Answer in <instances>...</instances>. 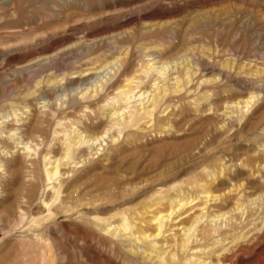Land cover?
Here are the masks:
<instances>
[{
    "label": "rangeland",
    "instance_id": "rangeland-1",
    "mask_svg": "<svg viewBox=\"0 0 264 264\" xmlns=\"http://www.w3.org/2000/svg\"><path fill=\"white\" fill-rule=\"evenodd\" d=\"M0 49V115H6L0 119V143L6 151L13 146L10 154L0 152V264H159L157 255L177 264L170 263L174 253L180 263L214 264L227 248L233 253L230 264H264V93L249 111L241 108L244 103L235 104L257 91L256 77L264 80V0H0ZM119 57L132 69L119 86L134 76V86L143 80L135 92L152 90L144 102L158 92L150 86L155 79L165 87L162 79L170 78L173 87L171 78L178 75L186 83L191 77L195 82L187 89H197L183 100L171 88L173 100L158 113L164 128L146 119L133 135L126 131L114 141L106 135V141L85 143L72 160H62L61 171L73 172L47 181L46 170L65 153L68 132L87 126L90 133L100 132L111 123L108 114L117 101L110 98L118 100L122 88L101 86L95 100L83 101L119 75V63L107 65ZM150 59L169 61L163 78L154 68L144 73ZM42 94L56 101V111ZM71 96L80 104L71 107L66 102ZM29 116H38L42 133H35L39 143L26 158L9 128L29 124ZM37 159L42 161L34 175L20 167L25 161L32 170ZM180 198L188 204L175 207L156 236V217L168 215L175 205L171 200ZM79 201L90 202L96 213L84 207L67 212ZM96 214L106 221L93 222ZM202 214L190 244L194 249L181 248L182 226ZM125 218L150 238L129 230L113 233ZM141 252L152 253V262Z\"/></svg>",
    "mask_w": 264,
    "mask_h": 264
},
{
    "label": "bare ground",
    "instance_id": "bare-ground-1",
    "mask_svg": "<svg viewBox=\"0 0 264 264\" xmlns=\"http://www.w3.org/2000/svg\"><path fill=\"white\" fill-rule=\"evenodd\" d=\"M190 30V29H189ZM187 31V30H186ZM190 32V31H189ZM196 32V31H195ZM201 34V33H200ZM17 35H19V34H17ZM27 35V34H26ZM132 35V34H131ZM134 35V34H133ZM153 36V35H152ZM21 37V36H20ZM38 37V36H37ZM138 37V36H137ZM127 40V39H126ZM125 40V41H126ZM130 40H131V38H130ZM34 41V40H33ZM32 41V42H33ZM128 41V40H127ZM45 42V41H44ZM127 43V42H126ZM130 43V42H129ZM133 43H134V41H133ZM146 43V42H145ZM36 43H34V45H35ZM40 44V43H39ZM27 46L28 47H31V46H29L28 44H27ZM33 46V45H32ZM95 46V45H94ZM20 47H21V45H20ZM36 47V46H35ZM84 47V46H83ZM85 48V47H84ZM1 50V49H0ZM81 50V49H80ZM79 50V51H80ZM11 51H13V50H11ZM83 51V50H82ZM81 51V52H82ZM2 53H3V51H1ZM5 52V51H4ZM1 53V54H2ZM154 55V54H153ZM156 56V55H155ZM184 56V55H183ZM154 58V57H153ZM158 58V57H157ZM159 58H161V57H159ZM130 59V58H129ZM155 59H150L149 61H148V63L146 64L147 65V67H146V69L144 68L143 69V71H144V73L147 75L148 73H149V71L150 70H153V68L154 69H157L158 70V74H159V78L158 79H160V78H163V75H164V70L167 68L166 66H167V64H169V61H167V62H165V61H163L162 63H160L161 61V59H158V61H154ZM23 61V60H22ZM131 61V60H130ZM120 64V66L119 67H116V69H117V72L119 73V75L118 74H115L114 73V75L111 77V78H109V79H107L106 81H105V83H103V84H101V85H99L98 87H96V89L95 90H91V91H93V93L94 92H96V93H94L95 95H91V96H86L88 93L87 92H85L84 93V95L86 96V97H88V98H86V100L85 101H83L84 103H89V102H91L92 100H95L94 98H96L97 96H98V94L97 93H99V87H109L111 84V86H112V88H114L113 86H116V89L118 90L119 88H122V86H119V85H121V82H123V80L121 79L122 77H125V76H128L129 74H131L132 73V69H131V73H130V71H129V61L127 60V58H125V57H123V58H117V59H115V60H113V61H111L109 64H107V63H105V64H107V65H113V66H115V65H117V64ZM157 63H160V65L158 64V66L156 67L155 66V64H157ZM44 64V63H43ZM102 64V63H101ZM100 64V65H101ZM104 64V66H103V64L101 65L102 67H104V68H106L107 67V65H105ZM247 64H249V63H247ZM92 67V66H91ZM97 68H95L96 70L98 69V66H96ZM111 67V66H110ZM133 67V66H132ZM191 67V66H190ZM169 68V67H168ZM90 69V68H89ZM222 69V68H221ZM94 70V68H92V71ZM95 70V71H96ZM198 70V69H197ZM200 70V69H199ZM231 70V69H230ZM86 71L87 72H89L88 71V69H86ZM135 71V70H134ZM229 71V70H228ZM82 71H80V73H81ZM85 72V71H84ZM99 72L101 73V71L99 70ZM188 72H190V73H192L193 74V70H191V69H189L188 68ZM83 73V72H82ZM103 73V72H102ZM196 73V72H195ZM204 73V72H203ZM255 73V72H254ZM56 74V73H55ZM89 74V73H88ZM96 74V73H95ZM157 74V73H156ZM202 74V73H201ZM256 74V73H255ZM83 77H85V73H83ZM151 75V74H150ZM132 76H134V75H132ZM169 76V75H168ZM253 76H254V74H253ZM76 77H77V75H76ZM75 77V78H76ZM89 77V76H88ZM135 77V76H134ZM134 77H132V78H127L126 80H125V82L127 81V83L125 84V85H123V88H122V90L121 89H119V91L120 92H118L117 90H115L116 92H118L119 93V95H120V97H117V99L118 100H116L115 98H110L111 99V101H112V99L116 102V104L115 103H113L114 105H113V107H112V109H111V111L109 112V117H110V119L111 120H109V121H111V123L109 124V126H107L106 128H104L103 130H101L100 132L98 131V132H96L95 131V133H90L88 130H86V128L87 127H89V126H85L86 128L82 131V132H75V131H73V132H68L67 133V135H66V139H65V143H66V149H65V153L62 155V156H60V157H55V159H54V161L51 163L52 164V166L51 167H49L47 170H46V176H47V181H51V180H59V178L61 177V176H63V175H65L66 173H70L71 171L73 172V169H69V170H65V171H61V166H62V160L63 161H66V160H69V159H71L72 160V158L75 156V154L77 153V152H82L84 149H82L81 147V145H83V147H84V144L85 143H89L90 144V142H92V144H94L95 142H97V141H100V140H102V141H106V139H105V136L107 135L109 138H112L111 140L112 141H114V140H116V139H118V137H119V135L120 134H122V133H124V132H126V131H128V132H130V133H128V132H126V133H128V135L129 134H131V135H133V133H132V130H133V128H135V127H137L138 125H139V122L141 121V120H148L147 121V123L148 122H150V121H152V123H154V124H156V125H158V126H161V127H163L164 128V125L166 124V123H164V124H161V121H160V119H159V110L163 107V106H165V104L167 105V103L169 104V102L168 101H172L173 99V97H171V92H175V94H177V96L178 95H180V97L184 100V99H188L189 97H190V92H193L192 90L194 89H192L191 90V83L192 82H195V81H193V78H189L188 80H185V82L186 83H182V79L181 78H183V77H181L180 78V76H176V77H174V78H171V79H174L175 80V82H174V86L173 87H170V85H168V83H169V81H170V78L168 79V78H164V79H162V80H164L165 81V83L166 82H168L167 83V85L165 86V87H163V85H161V86H159V82L157 83L156 82V79H155V81H154V83H152V85H150L151 86V89H152V87L154 88V89H156V90H158V92H153L154 94H150V97H149V99H148V102H150L149 104H148V102H144L145 101V98L147 97H145V94H148L150 91H152V90H150V91H148V89L147 90H145L144 91V89L143 90H141L140 89V93L138 94V91L137 92H135V90H136V88H139L140 87V84H142L143 82V80H139V82L137 83V85L136 86H134V83L133 82H135V81H133V79H134ZM139 77V76H138ZM144 77V76H143ZM148 77V76H147ZM166 77V76H165ZM204 77V76H203ZM68 78H69V76H68ZM81 78V77H80ZM142 78V77H141ZM145 78V77H144ZM196 78V77H195ZM194 78V79H195ZM220 78V77H219ZM251 78V77H250ZM65 79V78H64ZM79 79V78H78ZM152 79V78H151ZM48 80H50V79H48ZM63 80V79H62ZM62 80H60V81H62ZM75 81V83H76V79H74ZM122 80V81H121ZM137 80V79H136ZM219 80V79H218ZM223 80V78L221 79V81ZM83 81V80H82ZM145 81V80H144ZM264 81V80H263ZM261 79H258L257 77L255 78V80H253V82H254V84H256L255 86H256V90L257 91H254V92H252V94H250V96H248L246 99L244 98V100H241V101H238L237 103H235L236 104V106H238L240 103H244L245 105L244 106H241V108L243 107H247L248 108V111H249V105L252 103V101H253V99H254V102H255V98H258L259 99V96H260V94H263L264 93V82H263ZM48 82H50V81H48ZM65 82H66V79H65ZM68 82V81H67ZM73 82V83H74ZM78 82V81H77ZM74 83V84H75ZM86 83V82H85ZM200 83V82H199ZM204 83H206V81L204 82ZM214 83V82H213ZM50 84V83H49ZM59 84V83H58ZM91 84H93V82H91ZM108 84H109V86H108ZM150 84V83H149ZM182 84H184V85H182ZM190 84V85H189ZM202 84V83H201ZM208 84V83H207ZM65 85H67L66 83H65ZM73 85V84H72ZM76 85V84H75ZM79 85H81V83L79 84ZM78 85V86H79ZM86 85V84H85ZM190 86L189 87V89H187L188 87L187 86ZM218 85H219V83H218ZM224 85V84H223ZM74 86V85H73ZM72 86V87H73ZM92 86V85H91ZM96 86V85H95ZM110 86V87H111ZM197 86V85H196ZM202 86V85H201ZM215 86V85H214ZM221 86V85H220ZM219 86V87H220ZM254 86V85H253ZM57 87H61V86H57ZM63 87V86H62ZM71 87V86H70ZM69 87V88H70ZM71 87V88H72ZM77 87V86H76ZM82 87V86H81ZM93 87V86H92ZM142 87V86H141ZM149 87V86H148ZM194 87V86H193ZM36 88V87H35ZM75 88V87H74ZM171 88H174L175 90L173 91H171L170 93H169V91L171 90ZM181 88V89H180ZM207 88V87H206ZM217 88V87H216ZM221 88V87H220ZM105 89V88H104ZM146 89V88H145ZM149 89H150V87H149ZM153 89V90H154ZM195 89H197V88H195ZM194 89V90H195ZM202 89V88H201ZM204 89V88H203ZM202 89V90H203ZM22 90V89H21ZM52 90H53V88H52ZM52 90H50V92L52 91ZM55 90H56V88H55ZM54 90V91H55ZM63 90H66V88L65 89H63ZM102 90V89H101ZM100 90V91H101ZM106 90V89H105ZM107 90H109V89H107ZM212 90V89H211ZM45 91V90H44ZM59 91V90H58ZM61 91V90H60ZM142 91H144V92H142ZM155 91V90H154ZM260 92V93H257V92ZM53 92V91H52ZM50 93V94H53V93ZM69 92V91H68ZM81 92V91H80ZM101 92H103V91H101ZM100 92V94L102 95V93ZM18 93H20L19 91H18ZM21 93H23L22 91H21ZM20 93V94H21ZM42 93V92H41ZM67 93V92H66ZM92 93V94H93ZM105 93H106V91H105ZM108 93V92H107ZM110 93V92H109ZM151 93V92H150ZM179 93H181V94H179ZM24 94V93H23ZM28 94V93H27ZM117 94V93H116ZM115 94V95H116ZM43 95V94H42ZM59 95V94H58ZM61 95H62V93H61ZM112 95V94H111ZM111 95H109L108 94V96L110 97ZM152 95V96H151ZM43 96H46V98L44 97V99H47V94L46 95H43ZM55 96V94L53 95V97ZM76 96V95H75ZM106 97H107V95H105ZM117 96H118V94H117ZM145 98H144V97ZM149 96V95H148ZM263 96V95H262ZM52 97V98H53ZM104 97V96H103ZM102 97V98H103ZM114 97V96H113ZM171 97V98H170ZM49 98V97H48ZM63 98V97H62ZM84 98V97H83ZM105 98V97H104ZM137 98V99H136ZM208 98V97H207ZM64 99V98H63ZM79 99V98H78ZM76 97L74 98V97H72L71 96V98H70V100H69V102L68 101H66L69 105H71V107H72V105L73 104H80V101L78 100ZM81 99V98H80ZM107 99V98H106ZM109 99V100H110ZM200 99V98H199ZM209 99V98H208ZM257 99V100H258ZM262 99V98H261ZM39 100V99H38ZM48 100V99H47ZM61 100V99H60ZM141 101L140 102V104H135V105H133V106H131V103H133V102H137V101ZM62 102H64L63 100H61ZM180 101V100H179ZM200 101V100H199ZM259 101H260V99H259ZM262 101V100H261ZM56 101L53 99H50V100H48V106H50V107H48V108H50L51 110H55L56 108H55V103ZM82 102V101H81ZM99 102V101H98ZM195 102V101H194ZM198 102V101H197ZM59 103H61V102H58V104ZM120 104V107L119 108H117L116 107V105L117 104ZM122 103H124V105L122 104ZM234 103V102H233ZM57 104V105H58ZM95 104H97V103H95ZM94 104V105H95ZM122 104V105H121ZM229 104V103H228ZM234 104V105H235ZM61 105V104H60ZM63 105H65V104H63ZM62 105V107H64ZM109 105H111V104H109ZM233 105V104H232ZM231 105V106H232ZM253 105V104H252ZM45 106V105H44ZM96 106V105H95ZM101 106V105H100ZM170 106V105H169ZM235 106V107H236ZM26 107V106H25ZM47 107V106H46ZM66 107V106H65ZM78 107V106H77ZM81 107H84V106H81ZM80 107V108H81ZM90 108V106L89 105H86V108ZM103 107V106H102ZM133 107V109L132 110H130V108H132ZM167 107H168V105H167ZM166 107V108H167ZM176 107V106H175ZM204 107V106H203ZM230 107V106H229ZM232 107H234V106H232ZM57 108H58V110H59V106H57ZM69 107H67V109H68ZM79 108V107H78ZM78 108H77V110H78ZM242 108V109H243ZM65 109V108H64ZM85 109V108H84ZM108 109H109V107H108ZM173 109V108H172ZM27 110V109H26ZM35 110V109H34ZM57 110V109H56ZM55 110V111H56ZM62 110V109H61ZM66 110V109H65ZM72 110V109H71ZM76 110V111H77ZM201 110V109H200ZM212 110V109H211ZM241 110V109H240ZM31 111H33V110H31ZM60 111V110H59ZM35 112H36V110H35ZM48 112H50V111H48ZM48 112H46V113H48ZM84 112V111H83ZM162 112V111H161ZM205 112V111H204ZM232 112V111H231ZM241 112H242V110H241ZM1 113V112H0ZM31 113V112H30ZM37 113V112H36ZM39 113V112H38ZM57 113H58V115H59V112L57 111ZM85 113V112H84ZM91 113H93V111H91ZM230 113V112H229ZM31 114H34V113H31ZM42 114V113H41ZM55 114V113H54ZM104 114V113H103ZM241 114H244V113H241ZM40 115V114H39ZM38 115V116H39ZM46 115V114H45ZM48 115V114H47ZM50 115V114H49ZM48 115V116H49ZM16 116V115H15ZM33 116V115H32ZM38 116L35 118V116L33 117V118H35V120H33L30 116V119H32V121L29 123V124H27L26 123V125L24 124V125H22V127H15V128H9V129H11L9 132H10V137L14 140V141H18L17 142V144L18 145H22L21 147V149H23L24 151H26V158H27V155L29 154L30 155V151L32 152V144L35 142V145H38V143L39 142H37V140H35L36 138L34 137V136H36L35 135V133L37 132H39V127L41 126H39L38 124ZM41 116H43V115H41ZM100 116V115H99ZM102 116V115H101ZM6 118V115L5 114H1L0 115V119H2V118ZM45 117V116H44ZM43 117V118H44ZM96 117V116H95ZM260 117H261V115H260ZM4 118V119H5ZM24 118V117H23ZM28 118V117H27ZM48 117H46V119H47ZM237 120H239V121H242V119L244 118V116L243 115H240L239 114V116H237ZM29 119V120H30ZM108 119V118H107ZM22 120V117H20L19 115L17 116V122H20ZM28 120V119H27ZM42 120V119H41ZM43 121V120H42ZM44 121H46V120H44ZM43 121V122H44ZM108 121V122H109ZM1 124L3 123V122H0ZM151 123V124H152ZM41 124V123H40ZM7 125V124H6ZM21 125V124H20ZM1 126V125H0ZM13 126V125H12ZM47 126V125H46ZM42 127V126H41ZM91 127H93V126H91ZM116 127H118V129L116 128ZM166 127V126H165ZM23 128V129H22ZM139 128V127H138ZM89 129V128H88ZM115 129V130H114ZM116 129H117V131H116ZM90 130V129H89ZM94 130V129H93ZM113 130V131H112ZM110 131H111V134H110ZM41 132V131H40ZM39 132V135L42 133H40ZM45 132V130L43 131V133ZM72 133L74 134V135H72ZM2 134V130H0V135ZM118 134V135H117ZM125 134V133H124ZM43 135V134H42ZM44 136V135H43ZM42 136V137H43ZM130 136V135H129ZM64 137V136H63ZM26 139H28L27 141H26ZM42 139V138H41ZM47 139V138H46ZM6 141V140H5ZM1 142H2V144H3V141L1 140ZM7 143H8V141H6ZM10 142V141H9ZM101 143V142H100ZM10 144V143H9ZM8 144V145H9ZM11 145V144H10ZM91 145V144H90ZM6 146H7V144H6ZM12 146V145H11ZM94 146V145H93ZM13 147V146H12ZM12 147H10V148H12ZM92 147V146H91ZM10 148L8 149V150H10ZM3 149V152L4 151H6V149H7V147H5V145L4 146H1V143H0V152H1V150ZM6 151L5 153L6 154H8L9 153V151ZM20 150V149H19ZM41 150V149H40ZM100 151V148H98V146H97V149H96V152L95 153H97V152H99ZM16 153V152H15ZM34 153V152H33ZM44 153V152H43ZM47 153V152H46ZM49 153V152H48ZM10 154V153H9ZM24 154V153H23ZM37 154H38V152H37ZM83 154V153H82ZM91 154H93V153H91ZM44 155V154H43ZM89 156H90V154H88ZM40 156V155H39ZM87 156V155H86ZM46 157H48V155L46 156ZM81 157H82V155H81ZM50 158V157H49ZM65 158H67L66 160H64ZM85 159H86V157H84ZM88 158V157H87ZM263 158V157H262ZM14 159V158H13ZM17 158H15V161H17L16 160ZM47 159V158H46ZM52 159V158H51ZM51 159H50V161H51ZM8 160V159H7ZM6 160V161H7ZM11 162H13L14 160H12V159H9ZM264 160V159H263ZM2 161H4V160H2ZM2 161L0 160V162L2 163ZM5 161V162H6ZM9 161V162H10ZM21 161V160H20ZM40 161H42V159H37V161L36 160H32L31 161V164H32V167H33V169L32 170H28V166L24 163V162H22V164L20 165V167L23 169V171H26V172H30L31 174H35V168H36V165L38 164V162H39V164H40ZM46 161V160H45ZM84 161V160H83ZM253 161V160H252ZM68 162V161H67ZM0 163V168H2V164H4V162L1 164ZM43 163V162H42ZM64 163V162H63ZM16 164V163H15ZM68 164V163H67ZM66 163H65V165H67ZM7 165V164H6ZM10 165V164H9ZM8 165V166H9ZM4 166V165H3ZM39 167V166H38ZM8 168V167H7ZM7 168H6V170H7ZM43 169V168H42ZM3 170H5L4 169V167H3ZM9 170V169H8ZM8 170H7V172H8ZM28 172V173H29ZM8 174V173H7ZM31 174H29V175H31ZM34 177H36V176H34ZM53 180V181H54ZM46 181V182H47ZM61 181V180H60ZM49 184V183H48ZM46 185V184H45ZM50 186V185H49ZM48 186H46V188H47ZM46 188H45V190H46ZM52 188H54V186L52 187ZM207 188H209V187H207ZM207 188H205V190H204V193H207L208 194V189ZM57 189H58V187H57ZM66 189H70V186H68V187H66ZM70 192V191H69ZM210 192V191H209ZM256 200V199H255ZM172 201V203L173 204H175L174 205V208H173V206H172V210L170 211V213L168 214V215H162L161 214V216H157L156 217V219H157V221H158V228H157V231H158V233L156 234V236L158 235H160L161 234V231H162V227L164 226V219H165V217H167L168 219L169 218H171V216L174 214V209H175V207H178V208H181V207H185L187 204H188V202H187V199H185V198H180V200H178V201H174V200H171ZM252 202H253V200H251ZM80 202V201H79ZM70 205V204H69ZM102 205V204H101ZM106 204H104V206H105ZM88 206V207H87ZM91 206V203L90 202H83V201H81L80 203H78V204H75V205H72V206H68L69 208H67V209H69V210H67V212H69V211H75V209H79V208H86V209H89V211L91 212V213H93L94 211H93V209L90 207ZM95 206V205H94ZM242 207H240V205H238V207H237V209H241ZM90 209H92V210H90ZM78 211V210H77ZM94 213H96V212H94ZM243 213H245V211L243 212ZM154 214V213H153ZM227 213H222V214H220V215H216V214H208L207 216H209V215H214V217H217V218H219V217H223V216H225ZM241 214H242V211H241ZM123 215V214H122ZM195 215V214H194ZM98 215L96 214V218H94V220H93V222H95L96 224H98V222H99V224L100 223H103V222H105L106 221V219H103L102 217L100 218V217H97ZM124 216V215H123ZM203 216H205V215H200V216H197L196 218H194L193 220H188L187 221V224L188 225H185V226H182V227H184L183 228V235L185 236L184 238H182L181 240H180V246H181V248H183V249H185V248H189V249H194V248H191V246L193 247V245H192V241H195V240H193V238H194V235H195V231L197 230V225L202 221V219H203ZM111 217V216H110ZM215 219V218H214ZM172 220V219H171ZM101 221V222H100ZM108 221V220H107ZM131 222L130 221H128L126 218L124 219V220H122V223H119V225H116L114 228L116 229V230H112L113 231V233H115L116 231H118L119 230V232H121L122 230H123V232H126L127 230H129V232L132 234V235H136L137 233L142 237V238H144V239H149L150 238V236L151 235H148V234H146V232L142 229V228H138V230H136V231H134L133 230V227L134 226H132L133 225V223L132 224H130ZM157 224V223H156ZM135 228V227H134ZM109 229H111V227L109 228L108 227V230ZM105 230V229H104ZM182 231V230H181ZM220 231V230H219ZM108 232V231H107ZM129 232H126V233H129ZM216 232V231H215ZM111 233V232H110ZM212 233V232H211ZM217 233H218V229H217ZM131 234H130V236H131ZM136 235V237L138 236L139 237V235ZM230 234V233H229ZM112 235V234H111ZM198 235H199V233H198ZM203 235H204V233H203ZM113 236V235H112ZM123 236H125V235H123ZM234 236V235H233ZM197 237V236H196ZM237 237V236H236ZM153 238V237H152ZM176 238V237H175ZM210 238V237H209ZM196 239V238H195ZM198 239V238H197ZM134 240V239H133ZM136 240V239H135ZM139 240V239H138ZM214 240V239H213ZM218 240V239H217ZM216 240V241H217ZM220 240V239H219ZM234 240V239H233ZM236 240V239H235ZM144 241V240H143ZM146 241V240H145ZM201 241V240H200ZM215 241V242H216ZM221 241H223V239L221 240ZM149 242V241H148ZM152 242H154V241H152ZM218 242V241H217ZM146 244H147V242H146ZM190 244H191V246H190ZM157 245H158V243H157ZM190 246V247H189ZM198 246V245H197ZM162 247H163V245H162ZM196 247V246H195ZM138 248H140V247H138ZM137 248V249H138ZM142 248V247H141ZM167 248V247H166ZM199 248V247H198ZM205 249V248H204ZM139 250V249H138ZM158 250V249H157ZM195 250H196V248H195ZM137 251V250H136ZM136 251H134V248H133V256H134V254L136 255ZM145 251V250H144ZM201 251H202V249H201ZM210 251H211V249H210ZM231 251V249L229 248H227L226 250H224L222 253H220L218 256H219V258H218V262H216V263H214V264H230V263H232L231 261H232V255H233V253H232V255H229L230 253H228V252H230ZM186 252H188L187 250H186ZM191 252H192V250H191ZM204 252H205V250H204ZM132 253V252H131ZM140 253V252H139ZM141 254H143L144 255V253H142L141 252ZM141 254H139V255H141ZM180 254V253H179ZM138 255V253H137V256H139ZM189 255H191V253L190 254H188V256ZM137 256L135 257V258H137ZM144 256H146V257H148L150 260H151V262H152V260H153V255H152V253H149V254H146V255H144ZM153 256V257H152ZM175 256H176V254L174 253V254H172V257H171V262L170 263H172V262H175V263H177V264H186V262H184V263H180V259H182V258H180V257H178V259H174L175 258ZM180 256H182V254L180 255ZM145 257V258H146ZM157 257V262H159L160 261V263L159 264H161V260H165V262L163 263L162 262V264H169V261H167L168 260V258H170V257H166V256H163V255H161V256H159V255H157L156 256ZM186 258V257H185ZM192 258H194L195 259V257H192ZM189 259V258H188ZM233 261H234V259H233ZM156 262V263H157ZM242 262V261H241ZM210 263V262H209ZM233 263H235V262H233ZM158 264V263H157ZM202 264V263H201ZM203 264H206V262H203ZM236 264V263H235ZM241 264V263H240ZM244 264V263H243Z\"/></svg>",
    "mask_w": 264,
    "mask_h": 264
}]
</instances>
